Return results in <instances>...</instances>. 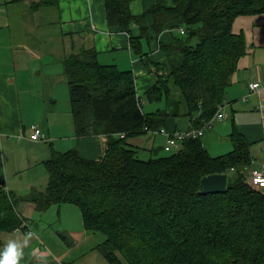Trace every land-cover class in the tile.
<instances>
[{
    "label": "trees",
    "instance_id": "1",
    "mask_svg": "<svg viewBox=\"0 0 264 264\" xmlns=\"http://www.w3.org/2000/svg\"><path fill=\"white\" fill-rule=\"evenodd\" d=\"M166 1L154 0L149 8L151 28L158 34L172 21L184 33L161 46L166 63L154 64L156 80L144 96L159 101L175 89L191 127L200 126L219 104L226 106L225 89L248 53L243 33L232 30L234 20L263 13L264 0ZM103 2L110 26L128 31L135 21L146 34L144 14L130 11L132 0ZM56 4L38 0L31 7ZM130 41L137 48V38ZM61 63L75 134L104 135L105 147L90 159L75 147L50 146L44 189L18 195L0 182V231L27 230L20 201L39 211L71 203L80 209L83 229L104 235L93 249L112 264H264V188L246 180L249 142L234 126L226 153L211 155L197 137L169 154L140 158L127 137L160 132L166 110L143 111L132 71L100 63L92 47L68 53ZM211 173H227L225 191H201V178Z\"/></svg>",
    "mask_w": 264,
    "mask_h": 264
},
{
    "label": "crops",
    "instance_id": "2",
    "mask_svg": "<svg viewBox=\"0 0 264 264\" xmlns=\"http://www.w3.org/2000/svg\"><path fill=\"white\" fill-rule=\"evenodd\" d=\"M36 1L0 0V182L7 190L21 195L32 187L45 188L43 160L49 156L50 146L60 151L75 147L84 158L99 157L106 137L75 134L61 63L63 56L82 47L96 49L100 63L132 71L142 110H166L162 127L165 131L194 126L193 120L184 114L185 105L175 89L159 101H148L144 96L156 80L154 64L166 63L161 46L171 43L178 32L170 21L155 34L151 28L152 14L148 12L154 0L130 3L133 15L144 14L145 35L135 21L128 24V31L110 26L103 0H57L54 7L33 9L32 3ZM169 4L167 0L166 5ZM47 9L56 22L55 32L50 35L47 34ZM130 36L137 38V48L132 46ZM256 80L258 89L250 90L249 84ZM224 100L227 117L205 126L200 140L212 155L226 153L232 149L229 133L234 126L249 142L252 160L246 169L256 168L264 161V39L248 45V53L225 89ZM32 124L41 127L45 140L29 139ZM167 132H142L131 136L128 142L144 155H163ZM215 147L218 151L211 152ZM31 168L30 176L27 170ZM19 204L20 214L27 218L23 214L25 207L34 206L26 201ZM26 235L21 229L0 231L3 245L9 239L22 242ZM93 247L82 254L80 251L68 262L107 264ZM71 249L57 248L54 252L45 247L39 236L32 234L20 264H65L64 260L71 258Z\"/></svg>",
    "mask_w": 264,
    "mask_h": 264
},
{
    "label": "rangeland",
    "instance_id": "3",
    "mask_svg": "<svg viewBox=\"0 0 264 264\" xmlns=\"http://www.w3.org/2000/svg\"><path fill=\"white\" fill-rule=\"evenodd\" d=\"M47 11H49V9H47ZM46 17L49 25L47 34L50 35L55 32L54 27L56 22L50 11L49 13H46ZM232 30L235 33H243L248 44H250L251 41H262L264 39V12L253 15H239L233 22ZM130 138L131 136H128L127 141H129ZM175 150L177 149H172L170 151L164 150L163 153L169 154ZM214 151H218V147L211 148V152ZM156 155L157 154L144 155L138 152V156L143 159L155 157ZM44 170L47 182L48 174L45 168ZM27 171L31 176L33 169L31 168ZM17 209L18 211H21L19 203ZM23 214L29 219V228L33 235L39 236L44 241L46 248L53 250L54 252H56L57 248H72L70 251L71 258L65 259V264H71V262L68 261L75 259L80 251L82 254L87 251L88 248L95 246L104 239V235L100 232L85 231L83 229L80 209L75 204H52L45 211H39L33 207L30 209L25 207ZM105 261L107 264H112L107 260Z\"/></svg>",
    "mask_w": 264,
    "mask_h": 264
},
{
    "label": "built area",
    "instance_id": "4",
    "mask_svg": "<svg viewBox=\"0 0 264 264\" xmlns=\"http://www.w3.org/2000/svg\"><path fill=\"white\" fill-rule=\"evenodd\" d=\"M178 31L180 33H184V28L179 27ZM258 87H259V81L258 80L251 82L249 84L250 90H256V89H258ZM243 99H245V98H243ZM224 108H225L224 105L219 104L214 115H212L211 118L205 120L202 123V125H200V126L190 127V128L183 129V130L178 129V130H174L172 132H167V131H165L164 128H161L160 132H163V131L167 132V138H166V142H165V146H164L165 150L170 151L172 149H178L184 140H186L188 138L200 137V135L203 132V128L205 126H210L214 121L221 120L227 116ZM29 139L32 141H41V140L46 139V135L37 124H32L31 125V132L29 134ZM104 141H105V139L103 140V142ZM104 145L105 144H103L102 146L105 147ZM246 180L250 184H252L256 187L264 188V161H262L258 167L246 170ZM27 223L28 222H25V224H27ZM26 233L30 234V235L33 234L29 227L27 228Z\"/></svg>",
    "mask_w": 264,
    "mask_h": 264
},
{
    "label": "clouds",
    "instance_id": "5",
    "mask_svg": "<svg viewBox=\"0 0 264 264\" xmlns=\"http://www.w3.org/2000/svg\"><path fill=\"white\" fill-rule=\"evenodd\" d=\"M29 239L30 234L26 235L22 242L9 239L3 247H0V264H20L23 249L29 243Z\"/></svg>",
    "mask_w": 264,
    "mask_h": 264
},
{
    "label": "water",
    "instance_id": "6",
    "mask_svg": "<svg viewBox=\"0 0 264 264\" xmlns=\"http://www.w3.org/2000/svg\"><path fill=\"white\" fill-rule=\"evenodd\" d=\"M227 173H211L201 178V191L204 193L223 192L226 189Z\"/></svg>",
    "mask_w": 264,
    "mask_h": 264
}]
</instances>
